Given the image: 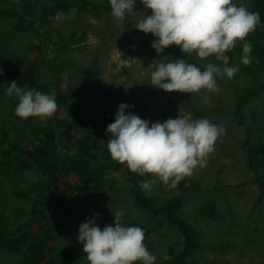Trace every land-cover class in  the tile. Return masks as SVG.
<instances>
[{
	"label": "rangeland",
	"instance_id": "1",
	"mask_svg": "<svg viewBox=\"0 0 264 264\" xmlns=\"http://www.w3.org/2000/svg\"><path fill=\"white\" fill-rule=\"evenodd\" d=\"M11 1L14 6L27 5V14H24L26 17L32 18L44 14L41 3L33 4V1L36 0ZM233 2L237 6L245 5L248 9L252 8V0H233ZM134 12L137 13L126 17L125 21H123V27L120 26V22L111 13L102 17H96L84 12L78 14L79 26L77 28L79 33L82 32L81 35L85 31L87 32L86 40L83 42L84 46L82 48H76L73 52L66 53L65 56L67 59L71 58L80 63L81 66H86L91 61L96 60L98 63V75L84 69L77 72V70H74V66L68 65L70 70L65 69L64 75H62L65 80L63 86H66L68 81L75 83L87 97L90 104L95 106L100 104V102L107 103L106 94L103 91V89L107 90L105 83L115 84L118 88L128 92V97L130 96L128 99L129 103L136 108L135 114L141 119L149 120L153 123L156 121L163 123L165 121L164 118L167 120L169 118H177L179 115L189 116L192 119H201V117H197L195 108H209L210 111L207 112L208 114L204 118L209 119L214 124L224 126L227 130V136L224 137L223 135L216 142L215 151L209 155V158L213 161L211 163L207 162V165L203 168L197 167L193 172V174H196L193 177L194 181L198 183L199 188L189 192L185 200L187 207L183 212L186 215L185 218L188 216L193 217L199 227L200 246L195 250L196 256L188 259L186 264L188 262L189 264H196L194 261L198 262V264H264V198L262 200L258 199L260 190L256 184L251 182L247 185H240L242 181L245 182L247 180L249 182L254 178V172L249 167L251 163L255 170L264 175V161H257V158L254 159V152L257 149L260 152L264 151V64H258L257 67L262 69L257 70L258 72L261 71L259 73L261 74V79L258 83V95L249 98L244 103L242 112L245 114V119L242 120L243 125H240L238 118L233 115V112L237 109L235 94L238 91L235 76L231 79L226 75L217 77V83L220 88L219 93L202 91L199 94H193L194 102L180 100L176 92L169 93L166 91H159L161 94L159 96L160 99L155 100L154 95L159 88L151 84V73L155 70L158 60L163 57H169V59H185L188 62L190 58H194L205 67L208 63H211V57L200 60L195 53H192L191 56L180 53L181 48L176 45L169 46L162 53L157 54L155 49L151 47L156 38L151 33L145 34L135 27L139 20L143 18L144 13L146 15L152 14L151 10L145 9L144 5L139 3L134 8ZM74 15L75 12H60L54 18L47 15L46 19H51L53 26L68 30ZM1 25L2 23H0ZM257 29L263 32L262 36L255 37ZM256 30L248 35L245 41L238 42L236 47H240L241 51H243V44L250 42L252 47L262 50L264 48V24L257 26ZM2 31L6 32L4 27H0V46L1 42H4V45H8L7 41H9L12 31L8 27L7 32L9 33L5 34L4 39H2ZM17 38L19 43L18 40L15 43L21 51L20 56L24 57L29 53L28 55H32L34 59L31 53L33 51L30 50L31 42L29 41V36L24 34V28L19 29ZM31 40L36 41L35 38H31ZM257 51L253 55L254 58L258 57ZM142 53L145 57L151 58L149 64L145 63ZM233 55L236 57L239 56V53L234 52ZM215 59V56H212V63L217 64ZM1 61L2 59L0 58V63ZM32 62L33 60L28 58V62L22 68L29 67ZM234 65L239 67L237 74H240L241 65L237 62ZM248 82L242 78L240 80L241 85L238 87ZM7 87L5 85L0 89V142L2 141L1 130L3 127L1 123L10 121V116L15 113L18 103V101L15 102L13 96L9 97L6 94ZM205 95L210 97V102L204 101ZM170 96L177 97L176 101L170 103ZM13 106H15L14 110ZM58 116H63V108L60 109ZM111 117L115 119V114L111 113ZM258 118L263 120L255 122L254 120ZM26 120L20 118L22 122L20 128L27 131L25 134L20 129L15 128V126L13 131L10 125L4 127L5 130L10 131L11 139H23L26 143L30 138L29 129L32 124L35 125L44 121L50 122V118L41 120L39 117H29ZM12 124L14 125V121ZM240 146H243L245 153H243ZM57 149H60V144H58ZM52 159L57 162L59 157L54 155ZM3 163L4 158L2 159L0 156V231H10L7 235L17 238L18 235L15 234V231L19 232L18 225L26 220L25 214H30L32 203L35 199V184L40 179V175L37 167H35L36 165L34 166L32 162L21 166L19 164L13 165L11 162L4 166ZM69 170L70 172L72 171V169H68V172ZM65 174L62 169L58 172L60 182L69 177L70 180H73V174L69 176ZM212 175L215 178L214 181L211 180ZM109 176L118 180L120 182L119 188L123 192L128 189V193H120L122 199L105 197L97 203L93 201L81 202L79 205L81 222H85L86 218L95 219V223L101 229L105 225L114 227V216L112 214L116 210H122L125 213L123 223H130L128 226H134L133 224L140 222L139 225H135L137 227H140L141 224L144 225L145 223H142L144 213L135 204L131 191L132 185L128 182L124 173L113 172ZM201 176L211 182L207 189L206 183L199 178ZM151 178V174H145V176H142V181ZM218 184L221 192L217 190ZM33 186L35 187L34 189L32 188ZM29 187L33 190L30 195L27 191ZM63 187L65 186L62 185L61 190L64 189ZM134 190L135 185L133 186V192ZM142 191L147 196L161 198L179 193L180 188L178 186L175 189H169L167 186L163 188V185L157 181L151 191ZM28 198L34 199L30 201ZM210 201L215 202L218 208V218L201 214V211L207 208ZM87 213H89L88 216L85 215ZM96 213H99V218L95 217ZM232 215L235 217H232ZM5 217L11 223H8V219ZM44 221L42 219V222ZM71 222L73 220L70 221L67 228H62L58 239L55 242H51V245L57 242L67 243L70 234L77 238L79 226L82 223L70 233L68 230L70 229V224L73 227ZM32 223L34 224V221ZM28 224L30 225V223ZM144 226L141 227L143 230L145 229L144 243L148 250L156 256L155 264H162L163 260L170 257V248L172 246L175 248V253L184 247V239L178 228H172L168 224L159 226L155 223L145 224ZM149 226H151L150 229ZM227 231L233 232L225 233ZM25 233H30L27 237V244L34 243L31 239L33 234H31L30 229H26ZM228 242H231V245H228ZM22 243L23 241L18 239L14 242L15 245H22ZM68 247H71L70 241ZM25 252L26 246L23 249L18 248L17 251L14 249L7 250L0 246V264H19L22 260V254H25ZM79 259L81 264H89L86 254L79 257ZM135 264H142V262L137 261Z\"/></svg>",
	"mask_w": 264,
	"mask_h": 264
},
{
	"label": "trees",
	"instance_id": "2",
	"mask_svg": "<svg viewBox=\"0 0 264 264\" xmlns=\"http://www.w3.org/2000/svg\"><path fill=\"white\" fill-rule=\"evenodd\" d=\"M34 3H41L43 5L44 14L29 18V16H25L27 14V5H24V7L19 5L14 6L11 0H0V23H2L0 27L6 26L7 20L13 25L10 28L12 35L9 36V41L11 43L17 41L15 34L19 32L20 28H24V34L36 39V41L31 40L30 48L33 51L31 53L34 59L32 55L21 57L16 52L8 53L4 47L0 46V58L2 59L0 68L3 69V75H0V89L5 85L9 86L15 80L19 87L30 88L45 94H54L59 107L54 116L50 118L51 124L44 121L31 125L29 131L30 138L28 140L33 142L34 147L29 146L23 139H11L8 133H5L3 140L0 142V156L7 159V163L10 162V159L13 162L31 161L37 166L40 175L44 178L43 181L39 180L35 184V199L28 198L30 201L34 199V202L32 203L30 214H26L23 226L22 223L18 225L22 236L19 233V236L16 238L15 236H8L9 231H0V245L7 250L14 249L16 251L18 248L23 249L26 246V252L22 254V260L19 264H81L79 257L84 256L83 247L77 238L73 237V234L68 236L71 243L70 248L68 247L69 241L65 244L54 243L51 245L50 241L42 240L40 243L27 244L28 240L24 236L26 234L25 230L32 226L28 223L32 221L42 223V217L48 218L49 222H45L44 227L48 230L50 239L56 240L58 238L57 228H60L62 223H69L72 219H74L76 227L82 223L81 209H79L81 202L93 201L97 203L105 197L122 199L120 193H128V189L123 192L119 188L120 182L118 180L109 176L113 172H122L132 185L131 191L135 204L144 213L142 223H155L159 226L168 224L172 228H178L181 234L183 233L184 247L182 250L175 253V248L172 246L170 248V258L163 260L162 264H186L188 259L196 256L195 250L200 246V229L196 225L194 218L188 216L185 219L186 215L183 212L184 208L186 209L187 207L185 200L189 192L198 189V184L194 181L195 179L185 177L184 180L179 182L180 192L170 197L147 196L140 187L142 176L131 172L126 163L120 164L118 161L113 160L107 149V142L111 139V134L105 131L111 121L115 120L110 117L111 111L113 110L116 115L118 106L121 103L130 105L128 92L118 88L115 84L105 83L107 90L103 89V91L106 94L105 98L108 106L102 102L93 106L75 83L68 81V84L63 86L65 80L62 75H64L65 69L70 70L68 65L74 66V70H77V72L84 69L98 75V63L96 60L91 61L86 66H81L75 60L71 58L67 59L65 54L73 52L76 48H82L84 46L83 42L86 40L87 32L85 31L81 35L82 32L79 33L77 28L79 26L78 14L84 12L96 17H102L111 13L110 0H36L33 1ZM139 3H141V0H136L135 7ZM251 6L252 8L249 11L258 12L260 15V24L258 26L263 25L264 0H252ZM60 12H75L68 30L53 26L51 19H46L47 15L54 18ZM255 34V37H259L263 35V32L257 29ZM4 50L7 53H4ZM257 52L261 59L258 57L254 58L252 57L253 55L249 54L252 58L251 66L253 70L249 67H243L241 68L243 74L235 75V81L239 78L249 81L245 85L237 87L238 91L235 94L237 109L233 112V115L238 118L239 124H242V120L245 119V114L242 112L244 103L259 93L258 83L261 79V74H259L261 72L257 71L259 63L256 59L263 64L264 50H258ZM180 53L183 52L181 51ZM189 55L191 56V54ZM142 56L146 64L151 62V58L145 57L143 53ZM228 56L231 64L237 60V58L232 57V53ZM28 58H31L33 62L29 67L22 68L28 62ZM188 63L195 64L201 71L205 69L194 58H190ZM159 91L164 90L159 89L155 93V100L160 99ZM176 93L180 100L194 102L193 94ZM13 97L15 102L18 101V98L16 100L15 96ZM176 99L177 97L170 96L169 102L173 103ZM62 108H64L63 116L59 117L58 113ZM129 111L135 114V106L134 108L126 109L125 114ZM209 111V108H195L198 118H204ZM11 117H14V120ZM13 121L15 128L20 129L24 134L27 132L20 128L22 122L15 113L11 114L10 121L7 123ZM59 143L60 149H57L56 146L58 145L56 144ZM54 155L59 157L57 162L52 159ZM208 160L209 163L213 161L210 158ZM61 169L66 173V176L74 173L73 180L67 178L60 182L58 172ZM68 169H72V171L68 172ZM252 181L256 182V185L258 184L257 186L260 190L258 199L262 200L264 198V175L257 172V176ZM246 184H249V182H242L240 185ZM60 185L65 186V188L61 190ZM134 185L135 190L133 192ZM32 188L34 189L35 187L33 186ZM217 190L221 192L219 188ZM27 191L29 195L33 192L30 187ZM209 203L207 208L201 211V214L218 218V208L215 202L210 201ZM48 208L50 209L47 210ZM232 217L235 216L232 215ZM8 223H11L9 219ZM70 228H72L71 224ZM256 230L258 231V229ZM228 232L232 233L233 231L225 233ZM17 239L23 241L22 245L14 244ZM229 244L231 245V242H228ZM194 262L198 264V262Z\"/></svg>",
	"mask_w": 264,
	"mask_h": 264
},
{
	"label": "clouds",
	"instance_id": "3",
	"mask_svg": "<svg viewBox=\"0 0 264 264\" xmlns=\"http://www.w3.org/2000/svg\"><path fill=\"white\" fill-rule=\"evenodd\" d=\"M141 3L145 9H150L152 14L144 13L135 27L145 34L151 33L156 38L151 47L157 54L162 53L169 46L176 45L185 54L195 53L200 60L211 57V63H208L203 71L185 59L163 57L158 60L155 70L151 73V84L154 87L169 93L199 94L202 91L219 93L217 77L226 75L229 79L233 78L239 72V67L234 65L236 62L242 68L249 67L253 70L250 55H254L258 48L246 42L241 51V48L236 45L240 41H245L246 37L260 24L258 12L249 11L245 5L237 6L233 0H141ZM135 4L136 0H110L111 15L120 22L121 27L126 17L137 13L134 12ZM15 37L19 43L17 33ZM29 41L31 42L30 37ZM7 42L8 53L21 54L16 43ZM1 43V47H4V42ZM234 52L239 53V56L234 57ZM230 53L232 57L237 58L232 64L228 56ZM212 56H215L217 64L212 63ZM258 58L261 59L259 56ZM256 61L261 64L259 60L256 59ZM262 61L264 64V59ZM196 62L199 64L198 60ZM0 75H3L2 68H0ZM241 79L237 80V87L241 85ZM6 94L9 97L18 98L15 115L25 120L29 117H39L41 120L51 118L59 107L54 94L19 87L15 80L7 87ZM204 101L210 102V97L205 95ZM129 108H134V105L121 103L114 122L107 126L105 132L111 134L107 149L113 160L120 164L126 163L131 172L140 176L152 175L151 179L140 182L141 189L145 191H151L157 181L163 185V188L165 186L169 189L180 187L181 180L185 177L193 178L196 175L193 172L197 167L203 168L207 165L209 155L215 151L218 139L223 135L227 136L224 126L214 124L207 118L192 119L189 116L179 115L163 123L160 121L153 123L141 119L131 111L125 114V110ZM11 119L14 120V117ZM263 119L258 118L254 121L261 122ZM2 124L3 140L5 133H8L10 137V131L5 130L4 127L10 125L13 131L14 125L12 122ZM26 143L34 147L30 140ZM240 148L245 153L243 146ZM256 158L257 161H264V151L260 152L257 149L254 152V159ZM10 162L20 166L31 163V161L13 162L11 159ZM8 163L7 159H4L3 165ZM249 167L254 172L255 178L258 170H255L252 164ZM199 178L206 183L207 189L211 182L202 176ZM39 180L43 181L44 178L40 175ZM211 180H215L213 175ZM252 180L249 183L255 184ZM172 195L174 194L161 198ZM112 215L114 227L105 225L101 229L95 223V219L88 218L79 226L77 239L82 244L83 253L86 254L89 264H135L137 261L142 264H155L156 256L144 243L145 232L141 228L144 225L137 227L135 225H139L140 222L133 224L134 226L123 223L125 213L122 210H116ZM95 217L99 218V213H96ZM42 219L45 220L44 223L34 222L32 229L27 228L33 234L32 241L55 242L58 238L50 239L48 230L44 227L49 219L43 217ZM72 220L73 227L68 229L69 231L78 227L74 219ZM69 223H62V226L57 228L58 237L62 228H67ZM19 233L15 231L18 236ZM29 234L24 235L25 239Z\"/></svg>",
	"mask_w": 264,
	"mask_h": 264
},
{
	"label": "bare ground",
	"instance_id": "4",
	"mask_svg": "<svg viewBox=\"0 0 264 264\" xmlns=\"http://www.w3.org/2000/svg\"><path fill=\"white\" fill-rule=\"evenodd\" d=\"M20 2H22V1H20ZM238 3H239V2H238ZM24 5H25V4L20 5V6L24 7ZM0 7H1V5H0ZM35 15H36V14H35ZM9 18H10V17H9ZM8 27H10V28L13 27L12 23H10L9 21H7V25L4 26L5 31L7 30ZM28 29H29V27H28ZM6 33H9V32H5V33H4V32L2 31V39H4ZM89 39H90V38H89ZM90 41H91V40H90ZM1 45H2V43H1ZM74 45H75V44H74ZM7 48H8V45H4V49H7ZM4 51H5V50H4ZM5 52H6V51H5ZM260 53H261V52H260ZM257 54H258V53H257ZM256 56H257V55H256ZM51 59H52V58H51ZM254 83H256V82H254ZM100 87H101V86H100ZM2 95H3V94H2ZM160 95H161V94H160ZM91 96H92V95H91ZM91 96H90V97H91ZM190 96H191V95H190ZM153 100H154V99H153ZM192 104H193V103H192ZM105 105L108 106L107 103H105ZM216 106H217V105H216ZM14 108H15V106H13V110H14ZM143 108H144V107H143ZM63 109H64V108H63ZM205 110H206V109H205ZM111 113H114V114H115V112H114L113 110L111 111ZM110 117H111V116H110ZM164 119L166 120V118H164ZM26 121H27V120H26ZM89 121H90V120H89ZM7 122H8V121H7ZM90 122H91V121H90ZM28 123H30V122H28ZM1 124H2V123H1ZM91 124H92V123H91ZM32 125H33V124H32ZM256 128H257V126H256ZM29 130H30V129H29ZM39 135H40V134H39ZM76 135H77V134H76ZM82 135H83V134H82ZM10 136H11V135H10ZM59 144H60V143H59ZM56 145H58V144H56ZM56 147H57V146H56ZM63 152H64V151H63ZM69 152H70V151H69ZM243 153H244V152H243ZM246 154H247V153H246ZM87 156H88V155H87ZM72 157L74 158V156H72ZM77 164H78V163H77ZM251 164H252V163H251ZM97 165H98V164H97ZM240 165H241V164H240ZM69 172H70V170H69ZM74 172L76 173V171H74ZM210 172H211V171H210ZM260 172H261V171H260ZM72 174H74V173H72ZM72 174H71V175H72ZM109 174H110V173H109ZM116 174H118V173H116ZM65 175H66V174H65ZM245 176H246V175H245ZM59 177H60V176H59ZM69 178H70V177H69ZM249 178H250V177H249ZM66 179H67V178H66ZM240 179H241V178H240ZM246 179H248V178L246 177ZM63 180H64V179H63ZM246 181H247V180H246ZM246 181H245V182H246ZM184 182H185V181H184ZM239 182H240V181H239ZM242 182H244V181H242ZM242 182H241V183H242ZM255 183H256V182H255ZM195 184H196V183H195ZM197 184H198V183H197ZM219 184H220V183H219ZM219 184H218V186H219ZM239 184H240V183H239ZM19 185H20V184H19ZM223 185H224V184H223ZM235 185H236V184H235ZM246 185H247V184H246ZM250 185H251V184H250ZM257 185H258V184H257ZM52 186H53V185H52ZM60 186H61V185H60ZM226 186H227V185H226ZM222 187H223V186H222ZM222 187H221V189H223ZM56 188H57V187H56ZM63 188H65V187H63ZM198 188H199V187H198ZM219 188H220V187H219ZM60 189H61V188H60ZM74 190H75V189H74ZM74 190H73V191H74ZM52 191H53V190H52ZM56 191H57V190H56ZM63 191H64V190H63ZM66 191H67V187H66ZM215 191H216V190H215ZM217 192H218V191H217ZM217 192H216V193H217ZM75 194H76V192H75ZM74 199H75V198H74ZM46 201H47V200H46ZM51 202H52V201H51ZM47 204H48V203H47ZM49 204H50V203H49ZM52 204H54V203H52ZM53 206H55V205H53ZM48 207H49V206H48ZM52 209H53V208H52ZM184 209H185V208H184ZM45 212H46V211H45ZM128 213H129V212H128ZM35 214H36V213H35ZM53 214H54V213H53ZM126 214H127V213H126ZM25 215H26V214H25ZM85 215L88 216L89 213H87V214H85ZM18 216H19V215H18ZM47 216H48V215H47ZM181 217H182V216H181ZM183 218H184V217H183ZM11 219H12V218H11ZM32 219H33V218H32ZM142 219H143V218H142ZM142 219H141V220H142ZM185 219H186V218H185ZM33 220H34V219H33ZM36 220H38V219H36ZM38 223H40V222H38ZM42 223H43V222H42ZM31 224H33V223L31 222V223H30V226H31ZM147 224H148V223H147ZM141 225H142V224H141ZM22 226H23V223H22ZM143 227H145V226H143ZM150 227H151V226H150ZM152 227H153V226H152ZM30 228H32V227H30ZM144 230H145V229H144ZM192 230H193V229H192ZM148 234H149V233H148ZM150 234H151V233H150ZM194 234L197 235L196 233H194ZM146 235H147V234H146ZM182 235H183V233H182ZM151 238H152V237H151ZM77 240H78V239H77ZM153 250L155 251V249H153ZM206 255H207V254H206ZM208 256H209V255H208ZM210 256H211V255H210ZM188 258H189V257H188ZM200 261H201V260H200Z\"/></svg>",
	"mask_w": 264,
	"mask_h": 264
}]
</instances>
